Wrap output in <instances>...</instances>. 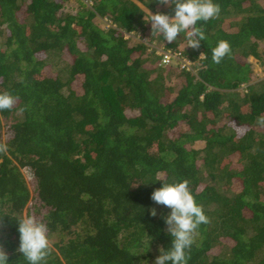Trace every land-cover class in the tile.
Masks as SVG:
<instances>
[{"label": "trees", "instance_id": "trees-1", "mask_svg": "<svg viewBox=\"0 0 264 264\" xmlns=\"http://www.w3.org/2000/svg\"><path fill=\"white\" fill-rule=\"evenodd\" d=\"M68 1L0 0V93L16 97L0 111L8 264H28L26 215L54 239L47 264H154L171 210L151 194L185 179L210 218L188 264H264V86L250 60H264V0H214L199 49L152 33L149 13L174 5ZM220 40L232 53L215 64ZM159 51L190 67L162 66Z\"/></svg>", "mask_w": 264, "mask_h": 264}, {"label": "clouds", "instance_id": "clouds-1", "mask_svg": "<svg viewBox=\"0 0 264 264\" xmlns=\"http://www.w3.org/2000/svg\"><path fill=\"white\" fill-rule=\"evenodd\" d=\"M162 5H174V15L163 12L149 13L152 33L162 34L165 41H176L181 33L185 34L187 46L199 49L205 40L202 27L198 22H207L218 18L221 6L214 0H158ZM232 53L230 42L220 40L212 49V62L220 64ZM200 55H203L201 53ZM16 104V97L9 92L0 93V111L10 110ZM257 124L264 126V116L257 119ZM8 145L0 143V154L7 153ZM190 182L185 179L179 182L166 183L155 189L151 199L157 205L169 208L170 213L164 217L166 231L171 235V247L155 258L154 264H188L190 251L196 243L198 230L202 224L210 223L203 206L196 202L190 189ZM156 216L155 208L150 210ZM48 226L34 215H26L18 220L19 247L18 252L28 264H47L53 244L48 234ZM0 264H8V253L0 244Z\"/></svg>", "mask_w": 264, "mask_h": 264}, {"label": "rangeland", "instance_id": "rangeland-1", "mask_svg": "<svg viewBox=\"0 0 264 264\" xmlns=\"http://www.w3.org/2000/svg\"><path fill=\"white\" fill-rule=\"evenodd\" d=\"M87 1V0H86ZM91 3V2H89ZM78 0H69L66 4L67 10H74L75 8L78 7ZM162 48V46L160 47ZM261 51L264 52V47H261ZM253 63H254V70L256 72L257 75V80L259 81L260 84V89H262V87L264 86V60H257L255 58H251L250 59ZM242 91L246 90V87H243L241 89ZM225 121V120H223ZM198 148H202L203 147V143H198L197 144ZM52 242L54 241V239L51 240Z\"/></svg>", "mask_w": 264, "mask_h": 264}, {"label": "built area", "instance_id": "built-area-1", "mask_svg": "<svg viewBox=\"0 0 264 264\" xmlns=\"http://www.w3.org/2000/svg\"><path fill=\"white\" fill-rule=\"evenodd\" d=\"M162 55V66L177 65L182 68H189L191 61L185 57H182L179 53L171 51H159Z\"/></svg>", "mask_w": 264, "mask_h": 264}]
</instances>
